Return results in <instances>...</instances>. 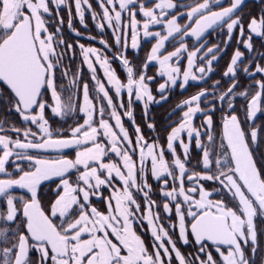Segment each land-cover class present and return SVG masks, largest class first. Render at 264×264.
<instances>
[{
	"label": "snow or ice",
	"instance_id": "obj_1",
	"mask_svg": "<svg viewBox=\"0 0 264 264\" xmlns=\"http://www.w3.org/2000/svg\"><path fill=\"white\" fill-rule=\"evenodd\" d=\"M73 2L81 25L87 27L85 9L91 13L99 44L108 52L113 48L104 35L106 28L111 30L112 58L120 62L124 80L104 51L79 41L76 47L92 87L80 65L69 80L64 60L68 52L75 56V49L64 39V7L68 28L81 35L72 25L70 0H0V109L19 118L18 123L0 120V264H255L264 235V226L258 229L255 223L259 217L264 225V155L257 158L251 149L261 127H253L254 117L264 111V64L250 65L264 58V52L259 58L252 55L253 37L264 48V8L245 21L236 14L242 0L227 6L221 0H188L179 5L183 11H176L174 0H95L97 7L90 0ZM236 28L237 45L242 42L249 54L242 72L254 84L235 91L238 62L244 57L237 47L223 72L231 80L226 89L214 81L213 100L204 99L208 91L200 88L177 105L184 110L167 133V159L164 144L149 142L136 125L133 96L147 109L145 101L154 99L149 82L156 77L164 80L157 87L162 95L169 85L178 82L183 90L189 79L202 80L213 70V53L220 51L217 44L207 46L205 35L226 30L227 44ZM129 34L132 49H138L141 34L145 42L154 40L146 58L137 55L138 66L126 55ZM184 53L187 62L181 66L177 61ZM150 66L154 75L147 73ZM58 78L67 86L61 83L58 90ZM122 90L129 97L123 116L132 119L135 142L118 111L125 108ZM236 96L246 102L239 113ZM77 103L82 122L77 118L68 134L63 128L53 131L46 110L66 122L77 116ZM216 112L221 113L218 143L212 132ZM196 113L203 117L199 127ZM193 138L203 154L190 169ZM65 150L74 151V157ZM149 171L159 186L158 199L152 198ZM137 194L143 195V204Z\"/></svg>",
	"mask_w": 264,
	"mask_h": 264
},
{
	"label": "flooded vegetation",
	"instance_id": "obj_2",
	"mask_svg": "<svg viewBox=\"0 0 264 264\" xmlns=\"http://www.w3.org/2000/svg\"><path fill=\"white\" fill-rule=\"evenodd\" d=\"M242 5L239 7V10L237 11V15L241 16L245 21L249 18L250 14H258L259 10L261 8H264V0H242ZM188 0H174V3L177 4V9L176 11H183L179 7L181 3H187ZM70 3H72V8L71 12L73 15L72 19V25L73 27L81 33V35L77 36L75 33H73L69 28H68V8L64 7L60 15L63 17L64 23L61 25L63 29V35L64 39L67 42H70L73 44L74 49H75V56H73L72 52H68L67 56L64 60V64L66 67H68L71 71L69 72V80L72 78V73L75 72L77 65H80L81 67V73L82 77L84 79H87L89 81L90 87H92L91 84V76L88 73V69L86 65L82 64V57H80V49L76 47L77 41L79 43L84 44L86 47L92 46V47H97L98 49H101L104 51L106 55L109 56L110 58V65L111 68L114 69L118 75L119 78L122 80L125 79V73L123 72L122 66L120 62L113 57V52L115 51V44L114 41L112 40L111 37V30L105 29V35L104 38L109 42L110 45H112L113 52H108L107 50L103 49V46L99 44V33L95 28V25L93 24L91 13L87 12L85 9V24L87 27L84 25L80 24L79 18L75 16V7H74V2L73 0H70ZM90 3L93 4L94 7H97L95 0H90ZM230 3V0H221L222 6H227V4ZM50 30H55V25L50 24L49 25ZM155 30V29H151ZM89 35L95 36L96 39H88L87 37ZM239 35V28H236L234 30L233 36L229 39L228 43H224V38L227 36L226 30H221L217 29L215 34L211 33V30L205 35L204 37V42L207 44L208 47H210L212 44H217L220 48V51L218 53H213L216 55V60L212 61V71L208 73L207 76L203 77L202 80L198 81H192L189 79V81L186 83L185 89H181L179 87V83L177 82L176 84L169 85L166 92L162 95L161 92L157 91V87L159 83H163L164 80L161 77H156L155 80L149 82V87L152 92V95L154 97L153 101H145L148 105L147 109L144 108V105L141 104L140 102L135 100V97L133 96V119L135 120L136 125H139L141 129L142 135L149 140V142L153 140H158L165 146V155L167 159H171L170 153L167 152L166 149V136L167 133L171 130V127L175 126L176 123H178L179 118L181 116L182 111L184 110L183 108H177V105L180 103L181 100L187 99L189 96L195 94L197 91H199L200 88H205L208 91V95L204 98L206 100H213L215 98V95L217 93L214 92L213 90V82L214 81H219V89L223 90L228 87V85L231 83V80L228 78H225L223 76V72L226 70L227 63L230 62L231 55L232 53L239 47V49L244 53V57L242 58V61L238 62L239 67L237 68V80H238V86H236L235 91L239 92L241 91L245 85L248 84H254V80H249L244 77L242 69L244 66V63H247L248 61V50L244 48L243 43L241 42L239 45H237L236 42V37ZM245 36H247V30L245 26ZM154 40H151L150 42H145V38L142 36L140 37V44L138 46V49H132L131 48V39H130V34H129V39H128V48L126 51L127 58L130 61H133L137 66L139 64V61L136 60L137 55L139 56L140 60H143L146 58V53L147 51L150 50L151 48V43H153ZM253 50H252V55L254 58H259L261 52H264V48L260 46V41L259 38L253 37ZM187 43L190 45L192 43L191 38L188 39ZM123 47V43H122ZM168 50H172L171 47L168 48ZM191 50V49H190ZM93 59H95L93 57ZM187 62V53H184L181 56V60L177 61V63H181V66H183L184 63ZM259 62L261 64H264V58L255 60L252 65H250L251 68L255 67V63ZM202 63L200 57H197V66ZM97 68V74L100 78L103 79V72L99 69V65H95ZM137 72H138V67H137ZM147 73L148 75H154L155 74V68L150 66L147 68ZM196 75H199V73H196ZM256 78H259L258 76ZM103 82L107 85V81L103 80ZM63 83L65 86H67L68 81L67 80H60L58 78L57 84H58V90H59V84ZM79 97L82 98V85H83V79H81L79 82ZM73 92H77V87H73ZM254 91V89H253ZM110 95L114 96V91L110 90ZM95 93L93 90V101L95 103ZM122 97H123V103L125 105V108L120 109L118 107V111L120 112L122 116V122L125 126V128L129 131L131 139L133 142H135V128L132 123V119H129L126 116H123V112L126 110L127 104H128V93L126 90H122ZM234 106L239 113L240 111V105L241 103H245V108H246V102L242 100L239 96L234 97ZM119 102H117L118 105ZM227 101H225V104ZM106 106V102H105ZM202 108L205 107L204 103L201 102L200 105ZM216 106L220 107V102L216 101ZM221 113L216 112L213 115V126H212V132L214 137L216 138V142H219V118H220ZM45 118L49 120V123L52 127V130L55 131L58 128H63L65 131V134L67 133L68 127L75 126V120L77 118H81L82 122V117L80 116L78 112V103H77V116L76 117H68L66 118V122L60 120L59 118H53L52 113L50 110H46L45 113ZM98 114H97V119H98ZM105 118H108L107 116ZM203 117L199 114L196 113L194 115V125L199 127L201 125ZM241 119H243V116L241 115ZM0 120H5L7 122H19L18 116H9L6 112V110L0 109ZM255 123L253 124V127L255 126H261L259 128V135H258V142L256 145H253L252 151L255 157H259L260 155H264V111H259L257 112L256 116L254 117ZM114 123V122H113ZM148 123H151L154 125L153 129H149L147 127ZM7 126V125H5ZM206 129L207 125H204L203 128L201 129L202 132L204 133L202 135V141L207 144L209 143L207 140V134H206ZM13 135H15L13 133ZM184 137L185 142H188V138L186 133L182 134ZM249 141L251 142V138L249 137ZM177 149L178 154L180 155L181 159H183V152L179 148V143L175 142L174 145ZM51 155H55V153H50ZM65 154L69 155L70 157H74V151L70 150H65ZM203 154V148L197 149L195 146V139L193 138L190 142V152H189V163L188 167L191 169L194 166L195 160L198 158L202 157ZM214 159V157H213ZM23 167H27L26 163L22 165ZM149 168H150V162H149ZM196 170H199L198 168ZM148 179L150 183L153 185V194L152 198L153 199H158V194H159V186L157 185L155 180L151 179V173L149 171L148 173ZM210 183V182H209ZM187 186V184H186ZM135 192V190H133ZM107 194V192H105ZM93 201H96V197L92 198ZM137 199L143 204V195L142 194H137ZM99 206V205H98ZM162 213V203L160 209H158ZM163 218V217H162ZM164 223L167 224V221L164 220ZM257 228H261L262 222L259 217L256 218L255 220ZM144 228H147V224H144ZM260 239V247L257 250L256 255L258 256V260L256 261L255 257V264H261V259L264 258V235L259 236ZM248 255H251L250 251H248Z\"/></svg>",
	"mask_w": 264,
	"mask_h": 264
},
{
	"label": "trees",
	"instance_id": "obj_3",
	"mask_svg": "<svg viewBox=\"0 0 264 264\" xmlns=\"http://www.w3.org/2000/svg\"><path fill=\"white\" fill-rule=\"evenodd\" d=\"M258 260V256L256 255V261Z\"/></svg>",
	"mask_w": 264,
	"mask_h": 264
},
{
	"label": "water",
	"instance_id": "obj_4",
	"mask_svg": "<svg viewBox=\"0 0 264 264\" xmlns=\"http://www.w3.org/2000/svg\"><path fill=\"white\" fill-rule=\"evenodd\" d=\"M243 2V1H242Z\"/></svg>",
	"mask_w": 264,
	"mask_h": 264
}]
</instances>
